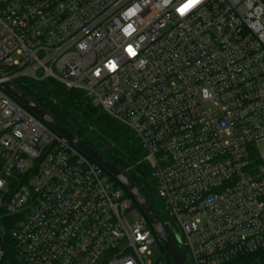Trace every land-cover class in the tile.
<instances>
[{"label":"built area","instance_id":"obj_1","mask_svg":"<svg viewBox=\"0 0 264 264\" xmlns=\"http://www.w3.org/2000/svg\"><path fill=\"white\" fill-rule=\"evenodd\" d=\"M19 78L133 132L188 264L264 249V0H0V262L9 237L21 264H152L147 217L10 96Z\"/></svg>","mask_w":264,"mask_h":264},{"label":"trees","instance_id":"obj_2","mask_svg":"<svg viewBox=\"0 0 264 264\" xmlns=\"http://www.w3.org/2000/svg\"><path fill=\"white\" fill-rule=\"evenodd\" d=\"M12 85L83 145L107 160L143 194L168 232L183 263L188 264L185 252L177 246L172 226L158 198L147 154L133 132L94 107L84 93L67 90L52 80L19 78ZM109 179L116 187H120ZM3 245L5 256L0 264H21L9 237L4 239ZM161 250L168 263L172 264L163 248ZM229 264H264V249L241 256Z\"/></svg>","mask_w":264,"mask_h":264},{"label":"water","instance_id":"obj_3","mask_svg":"<svg viewBox=\"0 0 264 264\" xmlns=\"http://www.w3.org/2000/svg\"><path fill=\"white\" fill-rule=\"evenodd\" d=\"M4 88L10 94V96L14 100H16L22 107L26 108L37 118L42 120L49 128L57 132V134L63 140L71 144L73 147L77 148L83 155L95 162L104 170L108 177L118 183L121 189L124 190V192L131 198V200L139 207L141 213L146 216L151 223L156 235L158 236V245L166 252L171 263L184 264L181 256L175 248L173 241L171 240L162 222L159 220L157 214L149 205L143 194L127 178H125L114 166H112L97 152L83 145L78 138L74 137L66 129L61 127L52 117L45 113L30 99L25 97L12 84L7 83L4 85ZM139 173L142 177L144 176L141 172Z\"/></svg>","mask_w":264,"mask_h":264},{"label":"rangeland","instance_id":"obj_4","mask_svg":"<svg viewBox=\"0 0 264 264\" xmlns=\"http://www.w3.org/2000/svg\"><path fill=\"white\" fill-rule=\"evenodd\" d=\"M130 221H133L132 218L129 219ZM177 241L180 242V236L177 235ZM163 253L161 248L156 245L151 249V256L148 258L149 261H151L152 264H157L159 260L161 259Z\"/></svg>","mask_w":264,"mask_h":264},{"label":"snow or ice","instance_id":"obj_5","mask_svg":"<svg viewBox=\"0 0 264 264\" xmlns=\"http://www.w3.org/2000/svg\"><path fill=\"white\" fill-rule=\"evenodd\" d=\"M198 2H199V0H192V3H198ZM189 6H190V5H188V6H186V7H189ZM182 11H183V10H182ZM128 51H129L131 54H133V55L135 54L131 48H129Z\"/></svg>","mask_w":264,"mask_h":264}]
</instances>
